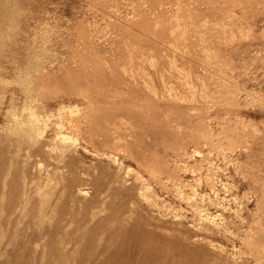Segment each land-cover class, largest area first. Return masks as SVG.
I'll use <instances>...</instances> for the list:
<instances>
[{"label": "rangeland", "instance_id": "1", "mask_svg": "<svg viewBox=\"0 0 264 264\" xmlns=\"http://www.w3.org/2000/svg\"><path fill=\"white\" fill-rule=\"evenodd\" d=\"M0 264H264V0H0Z\"/></svg>", "mask_w": 264, "mask_h": 264}, {"label": "bare ground", "instance_id": "2", "mask_svg": "<svg viewBox=\"0 0 264 264\" xmlns=\"http://www.w3.org/2000/svg\"><path fill=\"white\" fill-rule=\"evenodd\" d=\"M150 60V61H149ZM143 61H149L150 62V64L152 65V67H157V60L155 59V58H153V57H150V59L148 58V59H142V57H141V59L139 60V62H143ZM175 62V61H174ZM109 65V64H108ZM111 68V67H110ZM144 69V68H143ZM123 70L125 71L126 70V68L125 67H123ZM142 70V69H141ZM144 71L145 70H143V73H144ZM64 72H66V71H64ZM133 72V71H132ZM131 72V73H132ZM142 73V74H143ZM45 74V73H44ZM145 74V73H144ZM121 75V74H120ZM150 78V77H149ZM162 79H163V75H162ZM163 81L165 82V80L163 79ZM162 81V82H163ZM45 83V82H44ZM48 83H49V81H48ZM147 84H149V82H146ZM152 83V82H151ZM173 86V85H172ZM43 87V86H42ZM50 88V87H49ZM96 88V87H95ZM174 88V87H173ZM47 89V88H46ZM172 89V88H171ZM170 89V90H171ZM73 90V89H72ZM50 91V90H49ZM48 91V92H49ZM74 91V90H73ZM81 91V90H80ZM90 91V90H89ZM95 92H96V90H95ZM45 93V92H44ZM51 93H55V92H51ZM56 94V93H55ZM59 94V93H58ZM80 94V93H79ZM170 94V93H169ZM42 95H45V94H42ZM87 95V94H86ZM74 96V95H73ZM76 96V95H75ZM78 97H79V95H78ZM84 97V96H83ZM88 97H89V95H88ZM29 98V97H28ZM35 99V98H34ZM86 99V98H85ZM84 99V100H85ZM187 99H188V97H187ZM31 100V99H30ZM91 100V99H90ZM89 102V101H88ZM93 102V101H92ZM27 104V103H26ZM63 104V103H62ZM77 104V103H76ZM90 104V103H89ZM96 104V103H95ZM25 105V104H24ZM65 105V104H64ZM69 105V104H68ZM67 105V106H68ZM91 105V104H90ZM66 107V106H65ZM73 107V106H72ZM71 107V110H69L70 111V115H71V122H69V124H70V133L71 134H74L75 136H76V134H77V131L79 130V121L76 119V118H78L79 116H82L80 113H81V111L77 108V106H75V108H72ZM93 107V106H92ZM91 107V108H92ZM33 108V107H32ZM66 108H68V107H66ZM87 108H89V107H87ZM62 110H65V109H62ZM96 110V109H95ZM94 111V110H93ZM92 111V112H93ZM97 111H98V108H97ZM106 111V110H105ZM108 111V110H107ZM109 112V111H108ZM40 114H42V113H40ZM59 114V113H58ZM87 114V113H86ZM90 115H91V113H90ZM54 115H52V117H53ZM62 116V115H61ZM61 116H60V118H61ZM50 117V116H49ZM88 117V116H87ZM91 118V117H90ZM48 119V118H47ZM87 120V119H86ZM58 123V122H57ZM58 126V125H57ZM60 126H61V124H59V128H60ZM62 134V133H61ZM58 136H60V135H58ZM57 136V137H58ZM63 136H69V137H71L69 134H63ZM130 137V136H129ZM72 138V137H71ZM74 138V137H73ZM72 138V139H73ZM124 141V140H123ZM76 142H77V139H76ZM172 146V145H171ZM185 146V145H184ZM129 147V146H128ZM187 147V146H186ZM130 150V149H129ZM99 151V150H98ZM131 151V150H130ZM132 154V153H131ZM148 158V157H147ZM157 158V157H156ZM136 159H138V157L136 158ZM159 159V158H158ZM139 160V159H138ZM143 160V159H142ZM151 160V159H150ZM155 160V159H154ZM145 161V160H144ZM156 161V160H155ZM162 162V161H161ZM155 163V162H154ZM142 164V163H141ZM158 164H160V163H158ZM149 166V165H148ZM152 166V165H151ZM156 166V165H155ZM146 167V166H145ZM162 168V167H161ZM165 168V167H164ZM132 171V170H131ZM149 185V184H148ZM148 187V186H147Z\"/></svg>", "mask_w": 264, "mask_h": 264}, {"label": "crops", "instance_id": "3", "mask_svg": "<svg viewBox=\"0 0 264 264\" xmlns=\"http://www.w3.org/2000/svg\"><path fill=\"white\" fill-rule=\"evenodd\" d=\"M146 82H149V81L145 80V81H144V85H145L149 90H151V91L153 92L154 97H157L158 94H157V92H156V90H155L156 88H155V86L153 85V83L149 82V84H147Z\"/></svg>", "mask_w": 264, "mask_h": 264}]
</instances>
